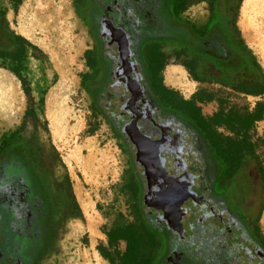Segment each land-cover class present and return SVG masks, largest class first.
Listing matches in <instances>:
<instances>
[{
    "label": "flooded vegetation",
    "instance_id": "1",
    "mask_svg": "<svg viewBox=\"0 0 264 264\" xmlns=\"http://www.w3.org/2000/svg\"><path fill=\"white\" fill-rule=\"evenodd\" d=\"M2 2L0 45H10ZM237 6L238 0L84 2L93 41L87 91L122 144L128 162L124 188L131 208L149 222L159 242L157 264H264L262 168L254 147L239 157L230 152L231 144L257 142L250 133L258 123L263 86L258 63L236 26ZM170 64L181 66L200 86L196 92L220 98L226 90L258 103L242 116L227 107L223 117L229 124L210 122L215 111L205 118L208 134L166 104V91L173 90L164 84ZM17 136L0 142V264H46L59 256L60 245L52 246L79 218L55 156L37 141L25 143ZM138 137L150 144V160L158 159L162 178L180 191L176 196L164 190L170 214L150 190L152 177L137 157Z\"/></svg>",
    "mask_w": 264,
    "mask_h": 264
},
{
    "label": "rangeland",
    "instance_id": "2",
    "mask_svg": "<svg viewBox=\"0 0 264 264\" xmlns=\"http://www.w3.org/2000/svg\"><path fill=\"white\" fill-rule=\"evenodd\" d=\"M242 1L238 0V10ZM84 2L85 0L2 2L8 29L25 39L30 47H27L25 54L24 85L0 65V74L9 79L17 94L12 112L0 116V142L16 131L20 141H37L50 151L56 158L57 171L65 182L70 203L76 210L75 216L79 218L70 221L61 241L52 246L56 249L60 245L59 256L53 260L50 258L51 262L47 259L46 264H96L97 260L102 264H109L100 256L96 247L106 246L105 233L118 215H122L128 222L133 221L131 199L124 188V178L128 171L126 155L108 122L94 109L86 87L90 81L87 56L93 41L90 27L82 14ZM251 13L257 14L253 10ZM261 18L263 20L252 16L255 24L264 22V17ZM259 29L264 33V23L260 24ZM256 46L264 48V45ZM252 58L255 59L254 56ZM258 68L261 72L264 71L259 65ZM262 76L264 82L263 72ZM198 87L200 86L192 82L188 93L179 87L172 89L183 99L190 100L193 95L190 96V93ZM226 93L229 94L228 97H225ZM219 94L220 98L213 97L210 101H205V97L201 98L202 101L199 97L200 100L196 99L204 118L208 119L215 111L223 113L227 107H232L242 116L258 103L250 97L235 95L226 90ZM260 100V104L264 106V94ZM26 111H29L27 116ZM219 134L223 135L222 132ZM250 137L257 140L253 147L257 162L262 168L264 183V144L260 140L264 137V110L261 120L251 130ZM82 202L92 213L93 228L97 233L92 242L86 220L82 216ZM263 214L264 203L259 224L262 232ZM124 247V243H119L117 249L122 252Z\"/></svg>",
    "mask_w": 264,
    "mask_h": 264
},
{
    "label": "trees",
    "instance_id": "3",
    "mask_svg": "<svg viewBox=\"0 0 264 264\" xmlns=\"http://www.w3.org/2000/svg\"><path fill=\"white\" fill-rule=\"evenodd\" d=\"M239 2H241V0H239ZM6 37L10 45H0V65L13 74L20 83L24 85L25 79L23 73L26 72L25 54L30 44L25 39L12 33L8 29V26ZM263 91L264 82L261 88V94H263ZM166 92L164 99L170 109L175 110L185 121L192 123L196 127L203 128V130L209 134L210 125L206 124V119L201 115V111L196 104V99L198 97L200 99L205 97V101H210L213 99L211 95L198 91L192 95L190 100H185L174 90H167ZM260 107L261 109L257 121L261 120L263 116L264 106L261 104ZM28 114L29 111H26L25 115L27 116ZM240 120L241 119H238V121ZM211 121H213L216 126L227 122V124H229V121L224 119L223 113L216 114L214 118L210 119V122ZM232 122L236 121L233 119ZM248 130L249 126L245 129V132ZM240 131L241 130H238L237 132ZM16 136L17 132L15 131L4 138L10 139ZM261 140L264 144V137ZM230 147V152L236 154L238 157L241 156L243 151L246 150L251 152L253 148L251 145L238 143L231 144ZM133 179L134 177L130 176L128 181L131 195L135 194L136 189ZM77 208L78 207H76V209ZM132 212L136 216L135 221L128 222L123 219L122 215H118V218L111 225L109 231L105 233L106 246L99 245L96 247V250L109 264H157L159 242L152 233L149 222L139 214V210L135 206H133ZM60 237L58 236V239ZM119 243H124L125 245L122 252H119L117 249Z\"/></svg>",
    "mask_w": 264,
    "mask_h": 264
},
{
    "label": "bare ground",
    "instance_id": "4",
    "mask_svg": "<svg viewBox=\"0 0 264 264\" xmlns=\"http://www.w3.org/2000/svg\"><path fill=\"white\" fill-rule=\"evenodd\" d=\"M263 4H264V0H245L243 2V6L241 9V15H242V18H244L243 26L245 30L247 27L246 20L248 19V16L251 14L252 10L255 11L259 16L264 17ZM251 40H253V38H251ZM261 45H264V44L262 43ZM260 53L262 57V64L264 66V48L260 49ZM15 90L12 86V83L9 81V79H7L6 76L0 74V116H6L8 113L12 112L17 102V94ZM138 138L139 139H137V141L140 140L142 143V146L140 145L139 146L141 147L140 149L142 151L141 154H142L143 160L145 161L148 171L150 172V177H152V185L156 189L155 190L156 199L162 205V207H165V209L167 210V213L170 214L169 212L170 207L168 206V204H165V197L167 196V194L164 190L170 189L171 190L170 194L176 195V196L178 195V192L180 191L176 190L175 185L177 184L175 182L162 178L163 176H162V173L159 167L155 168V162H157L158 159H156V157L153 156L154 160H150L151 158L149 157V154H148L150 150L149 148L151 147L150 144L142 140L140 137ZM146 145H148L147 148H145ZM156 149L158 148L156 147ZM176 196H172V198L170 197V201L174 200ZM80 207L85 217V220L87 223V231L90 234V238L92 239L91 240L92 242L96 239L97 233H95L94 228H93V220H92L93 217L91 216L92 214L91 210L83 202L80 204ZM261 222L264 224V214L262 216ZM86 257H89V256L86 255ZM96 264H102V263L100 262V260H97Z\"/></svg>",
    "mask_w": 264,
    "mask_h": 264
},
{
    "label": "crops",
    "instance_id": "5",
    "mask_svg": "<svg viewBox=\"0 0 264 264\" xmlns=\"http://www.w3.org/2000/svg\"><path fill=\"white\" fill-rule=\"evenodd\" d=\"M244 1L245 0L242 1L240 9L238 10L239 14H238V18H237L238 20H237L236 26H237L238 32L240 34V38L242 39L244 45L246 46L248 51L251 53V55L255 57L260 68L262 70H264V66H263L262 60H261L262 59L261 53H260L261 46H256V45H261L264 42V33L261 32L259 29L260 24H262L264 22L262 21L259 24H255L254 21L252 20V16H254V15L258 16L260 18V20H263V18H261L257 14L251 13L248 16V19L246 20L247 27L245 30L244 26H243L244 18H242V15H241V9H242ZM251 38H253L254 40H251ZM262 72L264 73V71H262ZM192 82L193 81H190L188 79V76L186 75L185 70L179 65L170 64L166 67V69L164 71V84L167 87H171V88L179 87L180 89H183V91L185 93H188L191 90ZM193 83H195V82H193ZM197 90L198 89L195 88V90L190 93V96L192 94H194ZM263 94H264V91H263Z\"/></svg>",
    "mask_w": 264,
    "mask_h": 264
},
{
    "label": "water",
    "instance_id": "6",
    "mask_svg": "<svg viewBox=\"0 0 264 264\" xmlns=\"http://www.w3.org/2000/svg\"><path fill=\"white\" fill-rule=\"evenodd\" d=\"M133 144H135V145H137V147H138V144L137 143H135L134 141H133ZM138 149V152H137V157H138V160H139V162L142 164L143 163V161H142V151H141V149H139V147L137 148ZM144 164V163H143ZM142 164V165H143ZM144 166V168L146 169V175L148 174L147 173V167L145 166V165H143ZM148 182H149V186H150V190H153L154 191V193L156 192L155 190V188L153 187V185H152V182H150V178H149V175H148Z\"/></svg>",
    "mask_w": 264,
    "mask_h": 264
}]
</instances>
